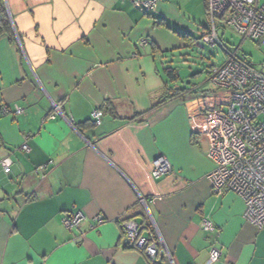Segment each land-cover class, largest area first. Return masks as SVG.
<instances>
[{
	"label": "crops",
	"instance_id": "obj_1",
	"mask_svg": "<svg viewBox=\"0 0 264 264\" xmlns=\"http://www.w3.org/2000/svg\"><path fill=\"white\" fill-rule=\"evenodd\" d=\"M0 10L9 22L0 34V264H151L125 239V219L144 235L156 225L174 264H264V228L245 219L240 195L214 193L208 178L203 101L218 103L210 71L226 60L188 86L164 72L201 41L206 0H158L151 10L135 0H0ZM167 91L176 94L155 105ZM53 102L63 111L55 119ZM16 105L24 111L3 113ZM159 155L173 170L154 177ZM77 212L80 227L67 228L63 217ZM205 217L221 230L215 263Z\"/></svg>",
	"mask_w": 264,
	"mask_h": 264
},
{
	"label": "built area",
	"instance_id": "obj_2",
	"mask_svg": "<svg viewBox=\"0 0 264 264\" xmlns=\"http://www.w3.org/2000/svg\"><path fill=\"white\" fill-rule=\"evenodd\" d=\"M158 0H135L138 7L146 10L154 8ZM208 25L202 34V41L212 46L224 43L218 33L219 28L230 27L243 38L264 44V0H206ZM145 41H143L144 43ZM222 65L213 66L210 80L222 93L218 103L203 101L204 118L200 133L206 142L205 150L215 166L208 174L214 193L222 194L229 190L237 193L245 202V219L258 228H264V74L251 63L239 58L236 53L228 54ZM48 117L55 119L63 111L57 102L51 105ZM24 109L18 105L5 106L4 114H19ZM103 111L95 109L92 118L95 125L102 122ZM73 124V119L69 118ZM29 151L25 142L22 147ZM10 157L1 160L3 170L11 171ZM46 165L39 166L44 170ZM170 160L159 155L153 161L154 177L172 172ZM140 201L146 204V200ZM82 212L66 214L63 223L67 228L80 227ZM95 223L103 222L97 215ZM155 225V224H154ZM213 240L209 253L211 263L219 261L222 249L214 243L221 235L219 227L209 218L201 222ZM142 225L132 219L122 221V231L128 244L144 253L151 264H174L173 257L166 247L158 227L149 235L142 233Z\"/></svg>",
	"mask_w": 264,
	"mask_h": 264
},
{
	"label": "rangeland",
	"instance_id": "obj_3",
	"mask_svg": "<svg viewBox=\"0 0 264 264\" xmlns=\"http://www.w3.org/2000/svg\"><path fill=\"white\" fill-rule=\"evenodd\" d=\"M202 18L203 21L207 22L205 9ZM218 33L220 35L223 34L226 40L225 48L219 44L214 46L205 44L201 38L199 44L182 50L172 57V66L176 67L180 74V81L176 84L188 86L190 81L199 82L204 80L206 76L205 71L209 66L212 63H223L228 58L229 53H236L239 58L251 63L264 74V44L249 38H243L242 35L230 27L226 29L219 28ZM199 70H202V73H198Z\"/></svg>",
	"mask_w": 264,
	"mask_h": 264
},
{
	"label": "trees",
	"instance_id": "obj_4",
	"mask_svg": "<svg viewBox=\"0 0 264 264\" xmlns=\"http://www.w3.org/2000/svg\"><path fill=\"white\" fill-rule=\"evenodd\" d=\"M8 19L6 14L3 12V10H0V34L3 31L4 27L6 28L8 26ZM183 35L186 37V34L183 33ZM165 75L168 80L175 81L180 78V74L178 73V69L174 66H168L164 69ZM177 91V90H176ZM174 94L169 93V91L165 92L164 96L160 98L155 105L163 103L165 100L171 98ZM109 105L110 102H107ZM111 104V103H110ZM112 105V104H111Z\"/></svg>",
	"mask_w": 264,
	"mask_h": 264
},
{
	"label": "water",
	"instance_id": "obj_5",
	"mask_svg": "<svg viewBox=\"0 0 264 264\" xmlns=\"http://www.w3.org/2000/svg\"><path fill=\"white\" fill-rule=\"evenodd\" d=\"M127 240V239H126Z\"/></svg>",
	"mask_w": 264,
	"mask_h": 264
}]
</instances>
